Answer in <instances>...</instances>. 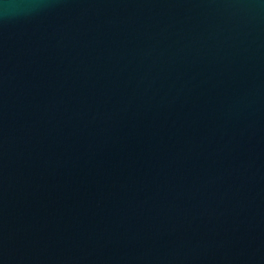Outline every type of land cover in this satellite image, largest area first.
<instances>
[{
	"label": "water",
	"instance_id": "95a60500",
	"mask_svg": "<svg viewBox=\"0 0 264 264\" xmlns=\"http://www.w3.org/2000/svg\"><path fill=\"white\" fill-rule=\"evenodd\" d=\"M0 264H264V0H0Z\"/></svg>",
	"mask_w": 264,
	"mask_h": 264
}]
</instances>
